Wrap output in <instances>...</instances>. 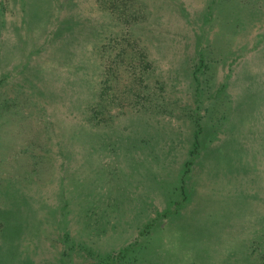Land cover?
<instances>
[{
    "label": "rangeland",
    "instance_id": "374dc122",
    "mask_svg": "<svg viewBox=\"0 0 264 264\" xmlns=\"http://www.w3.org/2000/svg\"><path fill=\"white\" fill-rule=\"evenodd\" d=\"M0 264H264V0H0Z\"/></svg>",
    "mask_w": 264,
    "mask_h": 264
}]
</instances>
